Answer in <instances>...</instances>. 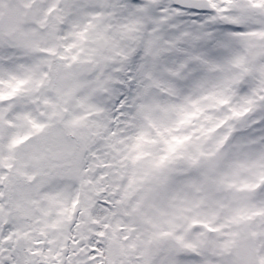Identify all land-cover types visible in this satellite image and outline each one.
<instances>
[{
	"label": "snow or ice",
	"instance_id": "6c2138e0",
	"mask_svg": "<svg viewBox=\"0 0 264 264\" xmlns=\"http://www.w3.org/2000/svg\"><path fill=\"white\" fill-rule=\"evenodd\" d=\"M0 264H264V0H0Z\"/></svg>",
	"mask_w": 264,
	"mask_h": 264
},
{
	"label": "rangeland",
	"instance_id": "374dc122",
	"mask_svg": "<svg viewBox=\"0 0 264 264\" xmlns=\"http://www.w3.org/2000/svg\"><path fill=\"white\" fill-rule=\"evenodd\" d=\"M11 188L13 193L20 197H24L33 191V189L28 188V186L22 182V177L13 180Z\"/></svg>",
	"mask_w": 264,
	"mask_h": 264
}]
</instances>
